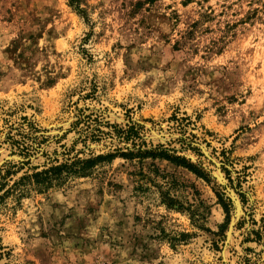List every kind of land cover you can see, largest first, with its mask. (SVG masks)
<instances>
[{"label":"rangeland","instance_id":"374dc122","mask_svg":"<svg viewBox=\"0 0 264 264\" xmlns=\"http://www.w3.org/2000/svg\"><path fill=\"white\" fill-rule=\"evenodd\" d=\"M0 264H264V0H0Z\"/></svg>","mask_w":264,"mask_h":264},{"label":"trees","instance_id":"16d2710c","mask_svg":"<svg viewBox=\"0 0 264 264\" xmlns=\"http://www.w3.org/2000/svg\"><path fill=\"white\" fill-rule=\"evenodd\" d=\"M133 128L129 127L127 129V134L133 132ZM128 140V138H126ZM135 153V154H134ZM115 158H123V159H151V160H160L168 162L169 164L182 167L192 174L196 175L198 178L205 179V175L199 171L195 166L190 164L184 157L176 156L175 154H170V151L164 149L163 146H156L151 149L141 148L137 149L136 152L129 151L127 153L120 154H99V155H91L86 158H78L74 157L69 160H66L62 163H51L47 166H44L41 170H37V168H33L31 174H25L22 176L18 183L24 186L28 185L33 190L38 192L46 191L56 186H60L66 180L71 178H85L89 176V174L98 166H101L105 163H109ZM168 203L166 205L168 207L171 206L170 202L172 200H167ZM220 205L224 212L227 214L228 210L226 205L223 202H220ZM181 237H187L185 234H181Z\"/></svg>","mask_w":264,"mask_h":264},{"label":"water","instance_id":"95a60500","mask_svg":"<svg viewBox=\"0 0 264 264\" xmlns=\"http://www.w3.org/2000/svg\"><path fill=\"white\" fill-rule=\"evenodd\" d=\"M231 197H233V196L231 195ZM237 207H238V205H237ZM232 226H233V224H232V222H231V224H230V226H229V229H228V234H229L230 230L232 229Z\"/></svg>","mask_w":264,"mask_h":264},{"label":"bare ground","instance_id":"6f19581e","mask_svg":"<svg viewBox=\"0 0 264 264\" xmlns=\"http://www.w3.org/2000/svg\"><path fill=\"white\" fill-rule=\"evenodd\" d=\"M219 175V174H218ZM234 205H235V208L237 209V203L236 202H234Z\"/></svg>","mask_w":264,"mask_h":264}]
</instances>
